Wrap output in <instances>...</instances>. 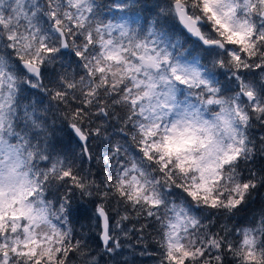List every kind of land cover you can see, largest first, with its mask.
<instances>
[{"label":"snow or ice","instance_id":"obj_1","mask_svg":"<svg viewBox=\"0 0 264 264\" xmlns=\"http://www.w3.org/2000/svg\"><path fill=\"white\" fill-rule=\"evenodd\" d=\"M254 120L264 0H0V264H98L69 227L76 191L100 201L105 255L135 219L159 264H264V206L212 231L264 188L240 171L264 153Z\"/></svg>","mask_w":264,"mask_h":264},{"label":"rangeland","instance_id":"obj_2","mask_svg":"<svg viewBox=\"0 0 264 264\" xmlns=\"http://www.w3.org/2000/svg\"><path fill=\"white\" fill-rule=\"evenodd\" d=\"M97 3L100 4V0H97ZM45 83H47V80H45ZM254 125L250 127V132H251V139L253 142L260 148L264 147V145L261 144V138L264 137V124H262L260 121L254 120ZM56 127H62L60 125L59 121L57 120ZM84 168H86V163L84 164ZM261 188H258L257 190H260ZM264 191V188L262 189ZM78 197L79 201L83 204L82 206L89 205L91 202L94 203L95 207L96 204L100 203L99 200L94 201L95 199L92 197H87V196H81L79 191H78V196H73ZM84 198V200H83ZM262 200H264V193L261 194ZM73 200V199H72ZM261 202V201H259ZM264 203V201H263ZM92 212L86 216L84 220V225H87L88 233L85 232L84 235L82 236L84 240L87 242L89 245V249L95 254L96 259L98 261V264H159V249L156 247L158 246L157 243L153 242H148L145 244L140 243L139 237H137V234L134 232V229L130 227L129 224L135 223L136 225L140 226L141 223H147V221L141 220L137 222L135 219H133L131 222L126 221V229H127V235L124 234H119V239L121 242V248L117 250L116 254L113 255H105L103 253V249L100 246L101 242L99 240V235H100V228H99V221L97 219L96 214L93 212L95 210V207H93L91 204L89 205ZM263 206V204H262ZM261 207H258L255 209L249 217H232L230 221L226 220L223 217H220L219 219L214 218L215 222L214 224L218 225L216 227L214 225V228L216 230L219 229L221 230V227L225 224L229 228H232L233 226L235 227H241L246 225L249 220L251 219V216L254 212L259 210ZM150 228H147V233L146 237L152 238L155 237L150 234ZM96 235L98 236V239H96ZM152 241V240H151ZM151 246V247H150ZM226 260L229 261L230 264H233V261L231 260V257H227ZM79 263V261L77 260Z\"/></svg>","mask_w":264,"mask_h":264},{"label":"trees","instance_id":"obj_3","mask_svg":"<svg viewBox=\"0 0 264 264\" xmlns=\"http://www.w3.org/2000/svg\"><path fill=\"white\" fill-rule=\"evenodd\" d=\"M107 2H108V0H100L101 5H103ZM254 122L255 121L252 122L251 127L254 125ZM108 131L115 138H118L116 136V132H115L114 128H109ZM251 132H253V130H251ZM251 132H250V129H248V135L250 138H251ZM58 135L63 139V141L65 143L67 142V140L69 138V133H68L67 129H65L64 132H62V133H58ZM257 148L259 149L258 146H257ZM91 149H92L93 155L95 157H99L105 151V146L100 141L93 140L91 142ZM85 169H90L91 172L94 174V178L99 180L102 173L104 172V164H103V162H98L97 159H93L90 162H86V168ZM261 169H264V153H261L260 151L256 152L253 160L249 161L246 164L242 163L240 166V171L242 172V174L245 177L249 174L250 170H255V171L259 172ZM262 189L263 188H261L260 190H255L251 193L249 200H248V203L245 205V207L240 212H238L235 215V217H237V218L238 217H240V218L249 217V215L255 209H257L258 207H262V204L264 206V203H263L264 200H262V198H261V194L264 193V191ZM74 196H78V191L75 192ZM77 198L78 197H74L72 200V208H71L69 227H72L74 229L75 235L79 239L81 236L84 235L85 232L88 233V229H86L87 225H84L83 222H84L86 216H88L92 212L89 205L91 204L93 207H95V205L93 202H91L89 205L82 206L83 204ZM83 200H84V198H83ZM94 201H96V199ZM259 201H261V202H259ZM106 209L111 213V211H112L111 205H106ZM93 212L95 213V210H93ZM129 225H130V227H132L134 229V232L137 234V237L141 238L140 239L141 244H145L148 242L155 243L157 241L158 237H157L156 232L154 231L153 228H150V234L155 236V237L150 238V236L146 237L147 228L143 232H140L139 231L140 226L136 225L135 223H131ZM214 225L215 224L212 225V231H214V232L219 231V229L216 230L214 228ZM215 226L218 227L217 224ZM96 239H98L97 235H96ZM156 247L158 248V246H156ZM73 264H79V263L77 262L76 259H73ZM225 264H230V263L228 260L225 259Z\"/></svg>","mask_w":264,"mask_h":264}]
</instances>
